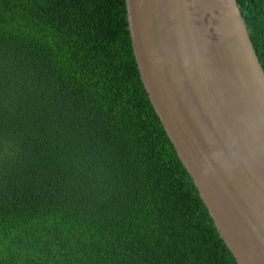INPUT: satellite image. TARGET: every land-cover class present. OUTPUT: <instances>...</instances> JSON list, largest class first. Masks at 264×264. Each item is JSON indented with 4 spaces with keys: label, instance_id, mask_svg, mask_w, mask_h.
<instances>
[{
    "label": "trees",
    "instance_id": "16d2710c",
    "mask_svg": "<svg viewBox=\"0 0 264 264\" xmlns=\"http://www.w3.org/2000/svg\"><path fill=\"white\" fill-rule=\"evenodd\" d=\"M264 68V0H237ZM0 264H238L149 98L126 0H0Z\"/></svg>",
    "mask_w": 264,
    "mask_h": 264
},
{
    "label": "water",
    "instance_id": "95a60500",
    "mask_svg": "<svg viewBox=\"0 0 264 264\" xmlns=\"http://www.w3.org/2000/svg\"><path fill=\"white\" fill-rule=\"evenodd\" d=\"M141 79L238 264H264V68L237 0H126Z\"/></svg>",
    "mask_w": 264,
    "mask_h": 264
}]
</instances>
